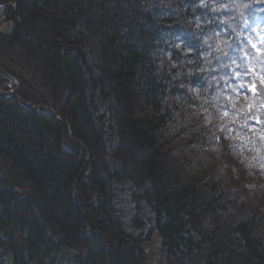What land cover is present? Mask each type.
I'll use <instances>...</instances> for the list:
<instances>
[{
    "label": "trees",
    "instance_id": "1",
    "mask_svg": "<svg viewBox=\"0 0 264 264\" xmlns=\"http://www.w3.org/2000/svg\"><path fill=\"white\" fill-rule=\"evenodd\" d=\"M7 2L61 120L0 93V264H264V0Z\"/></svg>",
    "mask_w": 264,
    "mask_h": 264
},
{
    "label": "rangeland",
    "instance_id": "2",
    "mask_svg": "<svg viewBox=\"0 0 264 264\" xmlns=\"http://www.w3.org/2000/svg\"><path fill=\"white\" fill-rule=\"evenodd\" d=\"M10 1H12V4L10 6L12 7L13 10H15L16 2H14V0H8L7 4H9ZM4 6L5 5L0 4V12L2 9H4ZM8 20H5L4 17H0V32L4 36H8L10 34L13 24H14L11 21V25H9V28L7 30L6 28H7V23L9 22ZM15 49H18V48H15ZM4 53L6 54L4 59L0 60V68L2 69L0 73V93L3 95H7V94L10 95L12 93L15 97L19 98V101L16 100L19 103L24 100L22 99L21 95H23V97L26 94L35 95V96L38 95L39 97L44 99L45 104L38 105L35 103H30L28 101H23V103L26 104L28 107L35 109L36 112H44L47 114V112L50 111L53 114L52 116H54L56 120H61V118L58 117L54 113V110L51 107L52 102H51L50 95L47 94V92L44 91L39 86L38 82L34 79V77L32 78L30 73L27 72V70L22 67L23 54L20 52L13 51L10 47L5 49ZM250 90H253V85L250 86ZM263 101H264V97H263ZM69 129H70L69 124H66L67 136L64 139L65 145H69V142H71L69 140L73 139L72 134ZM217 134H218L217 138L219 137L218 141L223 146L222 147L223 150L221 152L223 153V155H225L228 158V161H229V163H226V164L228 167H231L229 170L226 169L227 173L229 174V172H232L234 169H236L234 174L241 175V177L239 178H242V180L246 182L243 186L238 187L237 191H239V195L250 194V192L253 191L254 189V185L259 184V183L255 182L253 184H250L249 182H254L257 179V177L254 174H250V173L248 174L247 172L245 173V169L242 168V163L239 160V158L236 155L234 157L231 154V152L228 150V145L223 143L224 140L221 135L222 133L217 132ZM251 149L253 151L256 150V148H252V147ZM238 161H240V163ZM1 163L2 161L0 159V164ZM12 178H15L19 180L20 182H22V184H19L21 185V188H19L18 190L25 189L24 187L26 186L25 181H22L21 178L16 177V176H13ZM9 185H11L13 188L17 186L16 183L14 185L13 184H9ZM22 187H24V189ZM157 249H158L157 242L153 239L149 242V244L146 245L145 250L147 254L145 255V258L150 263L153 262L154 264H159L158 263L159 255L157 253Z\"/></svg>",
    "mask_w": 264,
    "mask_h": 264
},
{
    "label": "bare ground",
    "instance_id": "3",
    "mask_svg": "<svg viewBox=\"0 0 264 264\" xmlns=\"http://www.w3.org/2000/svg\"><path fill=\"white\" fill-rule=\"evenodd\" d=\"M0 173H1V176H2V178H3V180L4 181H8V182H10L11 184H17V186L16 187H14V188H16L15 190L16 191H18V192H20L21 190H18L19 188H21V185H19V184H22V182H20L19 180H17V179H15V178H12V175L11 176H9L8 174H7V171L5 170V169H3V168H1V166H0ZM21 173V172H20ZM19 173V174H20ZM21 175V174H20ZM20 175H17V176H19V178H21L22 179V181H25L24 180V177H22V176H20ZM25 187V186H24ZM24 187H22L23 189H24Z\"/></svg>",
    "mask_w": 264,
    "mask_h": 264
},
{
    "label": "water",
    "instance_id": "4",
    "mask_svg": "<svg viewBox=\"0 0 264 264\" xmlns=\"http://www.w3.org/2000/svg\"><path fill=\"white\" fill-rule=\"evenodd\" d=\"M9 25H11V22H8V23H7V28H6L7 30H8V28H9ZM5 33H6V32H5ZM10 96L13 97V98H15L17 101H19V98H18V97H15L12 93L10 94ZM47 114L50 115V116L53 115L50 111H48Z\"/></svg>",
    "mask_w": 264,
    "mask_h": 264
}]
</instances>
